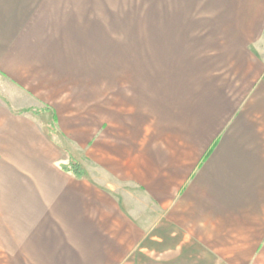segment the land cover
Segmentation results:
<instances>
[{
	"label": "crops",
	"instance_id": "obj_1",
	"mask_svg": "<svg viewBox=\"0 0 264 264\" xmlns=\"http://www.w3.org/2000/svg\"><path fill=\"white\" fill-rule=\"evenodd\" d=\"M92 4L113 11L136 51L161 69L158 86L152 74L132 75L126 168L113 173L74 120L76 104L90 113ZM159 104L170 133L162 169L153 153H136L146 123L139 110ZM63 136L85 154L82 177L62 170ZM263 151L264 0H0V264H185L186 236L177 238L165 214L155 220L156 189L163 209L187 195L211 199L218 213L254 215L243 228L260 232L241 241L252 250L239 257L251 262L264 247Z\"/></svg>",
	"mask_w": 264,
	"mask_h": 264
},
{
	"label": "rangeland",
	"instance_id": "obj_2",
	"mask_svg": "<svg viewBox=\"0 0 264 264\" xmlns=\"http://www.w3.org/2000/svg\"><path fill=\"white\" fill-rule=\"evenodd\" d=\"M88 8L89 14L85 17L84 39L86 49L85 111L89 110L90 113L78 112L81 108H78L79 104H76L74 120L78 125L76 126L78 130H81L83 125L88 126L90 136L95 139L93 153L97 157L106 153L107 163L112 167L110 172L113 173L116 165L119 169L125 170L126 168L122 166L121 162L127 157L124 149L127 148L125 137L128 135L121 132L127 131L129 128L131 117L134 115L132 107L136 105L134 99L131 100L132 75L136 74V77L146 78L147 73L152 74L149 77H153L156 86H158L157 81L161 77V69L155 68V65L154 68L149 66L152 64L148 61V55L136 51V48L132 46L129 32L122 31L114 21L113 11L104 15L98 5L92 4ZM151 111L142 112L139 110L143 113H140L139 116L143 115L146 123L140 128L142 132L139 134L136 153H138V157H143L146 150L153 153L158 164L157 168L162 169L163 166L160 165L162 159L169 155V149L164 144L169 141L170 133L165 132L162 125L161 105L159 104L157 110ZM139 121L143 122L140 119ZM77 136L82 137L83 135L79 133ZM58 140L64 157L73 156L78 165L79 162H83L85 154L77 144L66 136L60 137ZM176 141L178 140L176 139ZM92 168L95 170L93 171L95 176L98 177L97 172L100 168L93 163ZM137 188L140 191L139 200L140 206H142L141 195H144L145 189ZM127 190L129 191V188L126 187L125 191ZM155 193V220H161L165 214L170 222L179 228L176 230L177 238L186 236V243L181 244L180 249V253H184L187 257L185 264H195L194 257L197 247L203 250V262L199 264H264V247L261 255L255 260L251 262L239 261V257L244 255V249L248 252L252 250L251 246H244L241 241L246 242V237H249L252 242L254 235L260 232V230H244L243 228L248 216L252 219L254 215H249L246 212L230 214L232 210L231 212L225 210L218 213L213 211L214 208L211 209L212 206L209 202V200L212 201L211 199L208 198V203H206L201 201L205 197L197 201L194 198H187V195L182 196L180 201L175 202V199H172L170 210H168L169 207L163 209L164 199L158 195L157 189ZM227 237L233 240L232 244L227 245ZM197 240H199L198 245L200 246L195 244ZM232 251H234L236 261H232L231 257L228 259V255ZM181 264H183L182 261Z\"/></svg>",
	"mask_w": 264,
	"mask_h": 264
},
{
	"label": "trees",
	"instance_id": "obj_3",
	"mask_svg": "<svg viewBox=\"0 0 264 264\" xmlns=\"http://www.w3.org/2000/svg\"><path fill=\"white\" fill-rule=\"evenodd\" d=\"M69 162L67 165L62 166V170L72 173L78 177L84 175V171L79 167L78 163L74 160L73 156L69 155Z\"/></svg>",
	"mask_w": 264,
	"mask_h": 264
}]
</instances>
